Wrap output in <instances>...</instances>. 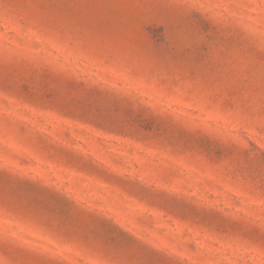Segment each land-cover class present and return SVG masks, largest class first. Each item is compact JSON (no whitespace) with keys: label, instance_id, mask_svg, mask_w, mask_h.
<instances>
[{"label":"rangeland","instance_id":"rangeland-1","mask_svg":"<svg viewBox=\"0 0 264 264\" xmlns=\"http://www.w3.org/2000/svg\"><path fill=\"white\" fill-rule=\"evenodd\" d=\"M0 264H264V0H0Z\"/></svg>","mask_w":264,"mask_h":264}]
</instances>
